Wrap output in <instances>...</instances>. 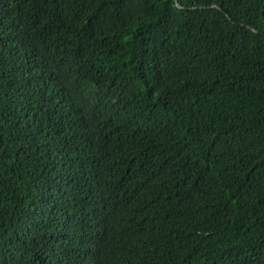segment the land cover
I'll use <instances>...</instances> for the list:
<instances>
[{
	"label": "trees",
	"instance_id": "1",
	"mask_svg": "<svg viewBox=\"0 0 264 264\" xmlns=\"http://www.w3.org/2000/svg\"><path fill=\"white\" fill-rule=\"evenodd\" d=\"M0 264H264V0H0Z\"/></svg>",
	"mask_w": 264,
	"mask_h": 264
}]
</instances>
